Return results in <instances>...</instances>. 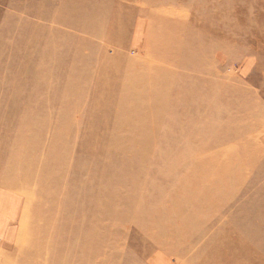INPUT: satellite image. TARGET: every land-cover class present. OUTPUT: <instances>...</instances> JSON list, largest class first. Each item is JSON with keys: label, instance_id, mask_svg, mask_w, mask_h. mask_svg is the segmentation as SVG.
I'll list each match as a JSON object with an SVG mask.
<instances>
[{"label": "rangeland", "instance_id": "rangeland-1", "mask_svg": "<svg viewBox=\"0 0 264 264\" xmlns=\"http://www.w3.org/2000/svg\"><path fill=\"white\" fill-rule=\"evenodd\" d=\"M48 1L52 3L50 7L38 5L27 13L13 8L11 0H0V184L16 187L27 198L16 239V249L22 253L18 263L78 264L89 252L85 246L92 236L86 233L100 226L104 228L126 214L132 207L128 199L137 181L146 182L147 172L171 166L181 156L179 148H185L192 156L198 154L195 147L201 119L185 118V133L171 135L177 140L169 141L179 148L173 149L170 160L166 150L163 159L156 158L164 135L179 128L177 120L166 112L172 105H184L185 101H175L177 91L182 98L190 93L186 113L192 106L193 115L198 111L206 118L211 110L206 105L214 104L213 94L204 91L191 96V88L187 87L193 82L198 84V78L216 77L224 85V96L211 111L216 117L220 108L225 107L237 113L240 100L247 103L254 98L264 100V74L256 67L260 63L264 66V58L257 49L247 46L243 54L237 53L233 61L218 70L217 76L195 72L184 65L170 67L172 64L159 60L141 70L145 79L142 84L136 75L129 79L126 75L132 59L149 57L147 22L138 16L137 5L112 0L100 26L102 32L96 37L83 33L82 22L69 5H61L60 0ZM263 1L258 2L264 4ZM258 11L252 13L253 21L264 19V9ZM203 12L212 14L209 9ZM242 15L237 13L236 18ZM248 29L247 24L241 23L237 36ZM27 34H34L42 43H28L20 38ZM191 41L186 37L175 45L198 50V44ZM27 45L30 46L26 49ZM198 64L197 59L195 69ZM180 82L185 83L183 88L178 86ZM134 84H140L136 87L141 92L139 100L132 93ZM165 91L171 95L158 97L155 102L147 97ZM194 91L198 92V88ZM198 102L203 111L198 110ZM158 106L161 111L156 114L162 121L139 118L141 110ZM250 106L247 114L253 112ZM225 117L226 114L222 121ZM212 122L217 130L221 123ZM64 128L65 133H61ZM152 130L155 132L151 134ZM255 130L256 145L263 152L262 165L257 169L264 171V124ZM23 162L34 172L29 189L22 184ZM42 169L48 170L41 172ZM28 196L32 197V203ZM229 202L240 205L244 200ZM96 205L103 212L106 210V220L100 224L92 215ZM39 234L47 238L42 250L37 242ZM32 237L34 256L30 257ZM139 238L131 237V247H135ZM157 249L147 252L143 264L156 257L166 258L162 264L179 263L174 252H162L159 256ZM131 250L125 249L123 253L132 257ZM257 254L264 260V248Z\"/></svg>", "mask_w": 264, "mask_h": 264}, {"label": "bare ground", "instance_id": "bare-ground-1", "mask_svg": "<svg viewBox=\"0 0 264 264\" xmlns=\"http://www.w3.org/2000/svg\"><path fill=\"white\" fill-rule=\"evenodd\" d=\"M11 1L13 8L27 13L38 5L49 7L52 5L48 0ZM115 1L137 5L138 16L146 20L148 28L146 54L149 57L146 60H131L130 70L126 74L128 79L136 75L142 84L145 83L144 77L140 74L141 70L152 67L159 60L164 64H172L170 67L184 65L183 67L191 68L192 71L217 76L218 70L229 63L237 53L243 54L247 46L257 49L264 58V19L252 20L254 10L258 9L260 12L264 9V4L258 2L260 0ZM59 2L61 5H69L75 11V17L82 22L84 34L100 36L102 32L100 26L108 9L111 8L112 0ZM120 8L121 6L118 10ZM205 9L212 11V14L204 13ZM239 12L244 15L237 19L236 15ZM241 23L247 24L249 29L241 36H237ZM186 37L192 39V44H198V50L175 45L180 44ZM20 38L35 44L43 41L34 34L23 35ZM29 46L27 45L26 49ZM197 59L200 65L198 64V69H195L196 66L193 65ZM256 67L264 74L262 63ZM183 84L185 86V83L180 82L178 86L183 88ZM134 86L132 93L136 96L135 99L139 100L141 92L136 87H140V84ZM223 86L216 77L213 79L202 77L198 78V84L193 82L187 89L191 88V96L204 91H208L209 94L211 92L215 98L214 104L206 106L212 110L219 106L224 96ZM196 87L198 92L194 91ZM227 90L233 93L235 88ZM166 95L171 94L169 91L155 92L148 94L147 97L155 102L158 97ZM176 96L175 101L180 103L185 101L184 105L177 107L172 105L166 112L177 120L179 128L164 135L162 146L156 149V158L163 159L165 154L163 150H166V156H169L170 160L173 149L179 148L169 141L177 140L172 139L171 135L185 133L186 126L183 125L185 118L201 119L197 129L198 144L195 147L198 154L192 156L184 150L185 148H179L180 158L174 157L178 162L172 161V165L167 169L156 171L153 169L147 172L146 182L137 181L129 194L128 203L132 207L126 214L119 215L117 220L104 228L100 226L86 233L88 237L92 236V240H88L85 246L89 252L78 264H123L125 261L143 264L147 252L155 247L158 248L159 256L162 252L165 254L174 252L180 260L178 264H264V260L257 254L264 248V181H262L264 171L257 169L262 165L263 152L256 145L255 130L257 126L264 124V100L254 98L249 103L240 100L242 104H237L241 106L237 113L225 107L220 108L217 117L214 111L209 110V115L205 118L203 113L198 114V111L193 115L192 106L186 113L188 96L182 98L179 90ZM200 104L198 102V110L203 111ZM249 105L253 112L247 114L245 111ZM157 111H161L159 106L146 111L141 110L138 116L151 119L153 122L162 121L163 119L158 118ZM224 114L226 117L222 121ZM251 120L253 122L249 124L248 121ZM212 121L221 123L218 124L217 130L213 128ZM190 129L192 133L193 129ZM154 132L155 130H152L151 134ZM61 133H65V128ZM175 155L178 156V153ZM20 168L24 174L22 184L29 189L30 181L35 178L34 172L24 162ZM45 170L48 169H42L41 172ZM24 198L27 202V198L25 196ZM240 198L244 200L240 205L229 202ZM28 200H31V203L33 201L31 196ZM104 212L100 205L94 207L92 215L99 224L101 220H106ZM45 236L39 234L37 238L40 250L46 248ZM132 236L141 237L135 247L129 244ZM33 248L32 237L30 257L34 256ZM128 248H132L130 251L132 257L128 256V252L123 253ZM165 260L166 258L159 260V257H156L152 262L148 260V264H162Z\"/></svg>", "mask_w": 264, "mask_h": 264}, {"label": "crops", "instance_id": "crops-1", "mask_svg": "<svg viewBox=\"0 0 264 264\" xmlns=\"http://www.w3.org/2000/svg\"><path fill=\"white\" fill-rule=\"evenodd\" d=\"M25 207L24 194L20 190L0 184V264H19L21 260L16 239Z\"/></svg>", "mask_w": 264, "mask_h": 264}]
</instances>
